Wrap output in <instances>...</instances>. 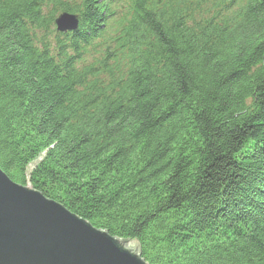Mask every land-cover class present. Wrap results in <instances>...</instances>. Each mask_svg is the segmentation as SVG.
Here are the masks:
<instances>
[{
    "label": "trees",
    "instance_id": "16d2710c",
    "mask_svg": "<svg viewBox=\"0 0 264 264\" xmlns=\"http://www.w3.org/2000/svg\"><path fill=\"white\" fill-rule=\"evenodd\" d=\"M0 168L148 264H264V0H0Z\"/></svg>",
    "mask_w": 264,
    "mask_h": 264
},
{
    "label": "water",
    "instance_id": "95a60500",
    "mask_svg": "<svg viewBox=\"0 0 264 264\" xmlns=\"http://www.w3.org/2000/svg\"><path fill=\"white\" fill-rule=\"evenodd\" d=\"M78 28L75 15L55 21ZM0 264H148L137 241L109 234L0 168Z\"/></svg>",
    "mask_w": 264,
    "mask_h": 264
},
{
    "label": "rangeland",
    "instance_id": "374dc122",
    "mask_svg": "<svg viewBox=\"0 0 264 264\" xmlns=\"http://www.w3.org/2000/svg\"><path fill=\"white\" fill-rule=\"evenodd\" d=\"M66 13H67V12H66ZM68 14H70V13H68ZM60 15H61V14H60ZM60 15H59V16H60ZM72 15H75V14H72ZM75 16H76L77 19H78V28H79L80 20H79V17H78L77 15H75ZM57 18H58V17H57ZM55 25H56V24H55ZM56 28H57V27H56ZM78 28H77V29H78ZM77 29H76V30H77ZM76 30H75V31H76ZM57 31H58V30H57ZM72 31H74V30H72ZM72 31H68V32H72ZM75 31H74V32H75ZM58 32H59V31H58ZM66 32H67V31H66ZM66 32H62V33H66ZM40 160H41V158H39L38 160H36V161H34L33 163H31L30 166H29V170L33 169V167H34V166L37 164V162L40 161ZM24 186L31 187L30 185H24ZM31 188H32V187H31Z\"/></svg>",
    "mask_w": 264,
    "mask_h": 264
}]
</instances>
